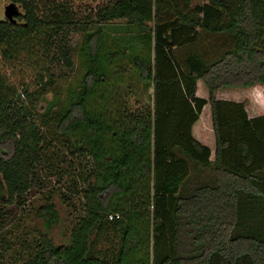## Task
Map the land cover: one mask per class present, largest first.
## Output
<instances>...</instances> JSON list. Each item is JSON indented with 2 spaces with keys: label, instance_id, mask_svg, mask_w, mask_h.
Segmentation results:
<instances>
[{
  "label": "trees",
  "instance_id": "obj_1",
  "mask_svg": "<svg viewBox=\"0 0 264 264\" xmlns=\"http://www.w3.org/2000/svg\"><path fill=\"white\" fill-rule=\"evenodd\" d=\"M6 1L22 13L0 20L3 59L39 44L70 67V35L81 34L82 75L61 100H47L40 78L24 104L0 74V218L24 205L56 140L87 160L85 188L70 182L83 203L68 242L40 234L22 264H264V114L217 95L264 91V0ZM122 58L150 104L128 105L137 86L119 79L121 62L111 69ZM204 112L212 148L194 134ZM38 215L47 231L58 223L51 198Z\"/></svg>",
  "mask_w": 264,
  "mask_h": 264
},
{
  "label": "rangeland",
  "instance_id": "obj_2",
  "mask_svg": "<svg viewBox=\"0 0 264 264\" xmlns=\"http://www.w3.org/2000/svg\"><path fill=\"white\" fill-rule=\"evenodd\" d=\"M5 1L0 0V20H5ZM201 3L202 0H191L192 6ZM20 13H22L21 8ZM70 42L72 46V64L70 67L65 66L62 61L51 63L49 57L44 54V48L39 44L31 45L28 50L22 51L10 59H3L0 56V74L5 78L7 84L19 94L20 101L28 104V100L21 93L24 89L29 93L37 90L40 87V78L47 82L50 80L52 84L50 86L52 88L46 96L47 100L52 98V93L55 90L59 91L60 100L64 98L66 89L77 82L83 71L78 51L81 44V34L72 32ZM111 42L121 44L112 38ZM127 60H117L111 69H114L121 62L119 65L124 68V71L123 78L119 79L124 82V86H128V84L137 86L135 87L137 88L136 92L125 97L128 105L134 110L141 105L151 103L152 90H144L143 81L131 72L132 65ZM199 84L198 94L206 96L207 92L200 82ZM227 89L220 90L217 93L218 96L243 101L250 115L264 113V91L260 85ZM39 104L45 105L44 102ZM194 134L197 138H202L204 142L213 146L208 113H203L200 122L194 128ZM64 144L65 142L61 138L54 142L53 149H45L50 156L53 155V151L57 153V156L52 157L47 163H42L41 166H45V168L38 167L39 183L26 193L24 205L22 207L16 204L3 206L4 210L0 218L3 222V225L0 226V264H22L32 254L38 237L43 233L48 234L57 245L68 242L70 230L81 214L83 203L79 194L70 192V182H76L78 191L85 188L80 173L87 160L85 161L81 156L69 155ZM63 158L66 159V163L62 161ZM50 163H53L52 169L48 172L46 166H49ZM3 194L4 189L0 186V196ZM64 195L71 197L73 205L62 198ZM50 198L58 211V223L47 231L38 214L39 208ZM8 210L10 213H6Z\"/></svg>",
  "mask_w": 264,
  "mask_h": 264
},
{
  "label": "water",
  "instance_id": "obj_3",
  "mask_svg": "<svg viewBox=\"0 0 264 264\" xmlns=\"http://www.w3.org/2000/svg\"><path fill=\"white\" fill-rule=\"evenodd\" d=\"M20 6L11 1H5L4 3V18L5 21L9 22L10 24H17V17L21 14L20 13Z\"/></svg>",
  "mask_w": 264,
  "mask_h": 264
},
{
  "label": "crops",
  "instance_id": "obj_4",
  "mask_svg": "<svg viewBox=\"0 0 264 264\" xmlns=\"http://www.w3.org/2000/svg\"><path fill=\"white\" fill-rule=\"evenodd\" d=\"M199 85H200V84H198V87H199ZM231 88H233V87H228V89H231ZM225 89H226V88H225ZM228 89H227V90H228ZM223 90H224V89H223ZM217 95H218V94H217ZM218 97H219V98L228 99V100L237 101V99L235 100V98H231V97H225V96H218ZM238 101H239V100H238ZM261 114H264V113H261ZM257 115H260V114H257ZM257 115H254V116H257ZM249 116L252 117L253 115H250V114H249ZM254 116H253V117H254ZM201 133H203V132H201ZM200 140H202V138H200ZM212 141H213V137H212ZM206 143H207V142H206ZM207 144H208V146H210V148L213 147V146L210 145V143H207Z\"/></svg>",
  "mask_w": 264,
  "mask_h": 264
},
{
  "label": "built area",
  "instance_id": "obj_5",
  "mask_svg": "<svg viewBox=\"0 0 264 264\" xmlns=\"http://www.w3.org/2000/svg\"><path fill=\"white\" fill-rule=\"evenodd\" d=\"M118 218H119V214L117 213L108 215L109 220L118 219Z\"/></svg>",
  "mask_w": 264,
  "mask_h": 264
}]
</instances>
